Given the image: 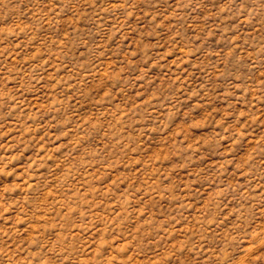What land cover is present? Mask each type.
<instances>
[{
	"label": "rangeland",
	"instance_id": "rangeland-1",
	"mask_svg": "<svg viewBox=\"0 0 264 264\" xmlns=\"http://www.w3.org/2000/svg\"><path fill=\"white\" fill-rule=\"evenodd\" d=\"M0 264H264V0H0Z\"/></svg>",
	"mask_w": 264,
	"mask_h": 264
}]
</instances>
